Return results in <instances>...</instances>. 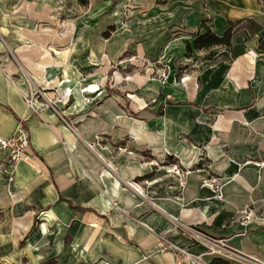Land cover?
<instances>
[{
    "label": "crops",
    "instance_id": "0c3cea01",
    "mask_svg": "<svg viewBox=\"0 0 264 264\" xmlns=\"http://www.w3.org/2000/svg\"><path fill=\"white\" fill-rule=\"evenodd\" d=\"M151 5L171 8L174 19L132 43L137 50L151 49L152 44L142 43H153L154 33L163 37L170 27L178 30L185 52L186 42L204 31L203 18L217 35L228 21H252L240 24L229 50L219 45L195 51L205 68L194 102L203 111H214L208 114L209 127L190 125L186 133L193 141L187 144L169 134L164 119L141 114L126 131L131 146L112 145L103 139L122 136L115 114H89L69 128L50 108L34 112L22 97L27 88L14 80L12 65L2 58L0 136L10 137L22 122L32 158L11 166L8 152L0 149V264H75V253L79 264L107 259L113 264H177L173 253L158 248L156 232L162 228L167 241L201 254V264L221 257L207 254L203 244H191L180 231L170 232L162 218L221 239L231 255L264 261V2L152 0ZM1 38L0 54L5 44L28 73L37 70L29 67L48 68L49 78L58 73L17 50L5 35ZM72 93L77 100L65 111L86 104L81 89ZM166 155L187 172L165 170ZM202 155L208 160L204 167L196 160ZM244 211H250L251 221H241ZM74 217L79 218L76 225ZM57 220L67 224L64 230L54 226ZM107 229L113 239L107 238ZM58 231L70 239L57 238Z\"/></svg>",
    "mask_w": 264,
    "mask_h": 264
},
{
    "label": "rangeland",
    "instance_id": "374dc122",
    "mask_svg": "<svg viewBox=\"0 0 264 264\" xmlns=\"http://www.w3.org/2000/svg\"><path fill=\"white\" fill-rule=\"evenodd\" d=\"M151 2L152 0H0V40L5 35V38L14 42L17 50L31 55L36 61H42L45 67L56 68L58 73L49 78L48 68L41 67H29L37 70L28 73L5 44L0 62L3 58L10 63L14 69V80L23 87L36 91L38 102L47 104L52 111L62 114L70 128H74L80 118L89 114H115V123L121 126L122 136L116 141L112 137L103 140L126 148L131 146L126 133L130 124L135 118L140 119L141 114H148L164 119L168 124L169 134H175L178 140L189 144L193 141L186 133L189 126L202 125L207 129L212 118L208 114L214 113L209 108L201 110L198 107L200 105L194 102V94L200 87V75L205 64H201L196 50L191 54L186 49L183 52L184 40L178 38L180 36L177 29L170 27L166 30L167 35L159 37L154 33L153 39H157L153 43H142L152 44L151 49H146V46H139L138 50L131 47L132 43L143 41L140 39L147 34L157 32L156 28L165 19H174L170 15L171 8L155 10ZM156 2L161 3V0ZM203 19L209 22L208 18ZM180 20L183 22L181 18ZM261 47L262 44H259V48ZM223 48L229 50L231 47ZM168 50L171 55H168ZM66 80L74 83V91H82L86 85H95L94 89L98 90L92 95L82 91L86 104L77 106L76 110L70 108L65 111L77 100L74 93L67 94L65 86H60ZM83 110L85 113L76 114ZM2 150L8 152L7 149ZM173 158L172 155H166L165 170L175 175L186 173L187 170L182 169L177 161L174 165L170 164L176 160ZM196 160L203 167L208 164L203 155ZM208 173L206 175L209 178L213 177V174ZM78 219L73 218L75 225ZM162 220V226L167 223L170 225V232L180 231L189 236L186 227L192 226H181L173 218ZM54 226L58 230H64L67 224L57 220ZM164 229L156 232L158 248L173 253L175 257L174 249L170 246L174 243L164 237L161 232ZM55 234L63 241L70 239L69 235L61 231ZM80 235L75 234L76 237ZM111 237L114 238V233L107 229V238ZM162 244L168 247L162 250ZM73 259L75 264H79L76 253ZM84 264L113 262L107 259Z\"/></svg>",
    "mask_w": 264,
    "mask_h": 264
},
{
    "label": "built area",
    "instance_id": "2783aa9c",
    "mask_svg": "<svg viewBox=\"0 0 264 264\" xmlns=\"http://www.w3.org/2000/svg\"><path fill=\"white\" fill-rule=\"evenodd\" d=\"M21 93L26 106L32 111L37 112L40 109L49 108L47 104L43 105L38 102L36 91H33L31 88ZM67 94H69V92H67ZM54 112L59 115L62 122L65 123L67 127H71L62 114L56 111ZM0 148L8 150V162L11 166L19 159L30 160L32 158V153L29 148L27 127L22 122H18L10 137L4 138L0 136ZM251 220L252 215L250 211H244L241 216V221L249 222ZM186 230L189 234L191 244L196 242L207 246V254L218 255L227 259L233 256L249 264H264V261L258 258L246 257L236 253L231 255V252L225 247L221 239H216L202 230L194 227H186ZM170 246L174 249L177 264H201V254H192L188 251L187 247L177 246L175 244H170ZM167 247L166 244H162L161 249L165 250Z\"/></svg>",
    "mask_w": 264,
    "mask_h": 264
},
{
    "label": "trees",
    "instance_id": "16d2710c",
    "mask_svg": "<svg viewBox=\"0 0 264 264\" xmlns=\"http://www.w3.org/2000/svg\"><path fill=\"white\" fill-rule=\"evenodd\" d=\"M243 21L252 22L250 19L228 21V25L224 32L221 35H217L211 30L209 25L205 24V19H202L201 27L204 28V31L196 33L192 42H186L187 51L190 52L192 49H210L219 45L230 48L234 33ZM211 264H230V260L227 258L215 257L211 260Z\"/></svg>",
    "mask_w": 264,
    "mask_h": 264
},
{
    "label": "bare ground",
    "instance_id": "6f19581e",
    "mask_svg": "<svg viewBox=\"0 0 264 264\" xmlns=\"http://www.w3.org/2000/svg\"><path fill=\"white\" fill-rule=\"evenodd\" d=\"M67 84V86H66ZM72 84V82L70 81H62L60 83V86H65V91L66 92H69L70 94L72 93V87L70 86ZM85 90H89L91 92H94V91H97L98 89H94V85H91L90 87L89 86H86L82 91H85Z\"/></svg>",
    "mask_w": 264,
    "mask_h": 264
}]
</instances>
